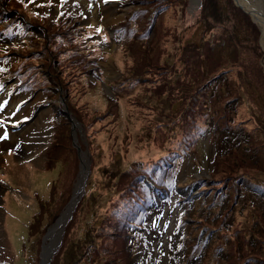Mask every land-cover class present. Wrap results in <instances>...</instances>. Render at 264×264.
I'll return each mask as SVG.
<instances>
[{
  "label": "rangeland",
  "instance_id": "1",
  "mask_svg": "<svg viewBox=\"0 0 264 264\" xmlns=\"http://www.w3.org/2000/svg\"><path fill=\"white\" fill-rule=\"evenodd\" d=\"M144 1L147 0H0V264H41L45 246L50 243L54 248L47 264H230L232 257L239 260L244 246L251 247L252 233L264 239V206L249 193L228 223L224 222L229 228L221 229L204 257L186 262L189 248L182 236L189 232L194 236L198 229L216 225L194 217L195 214L192 219L181 216L183 207L178 196L185 198L196 192L199 180L211 179L218 166L217 171L225 175L233 176L240 170L245 180L264 185L262 162H249L241 155L232 163L218 161V155L226 151L221 139L224 135L207 129L172 167L175 186L171 198L165 199L158 211L148 217L149 223L142 232L132 231L128 245L133 249V262L127 260L121 237H116L120 225L113 203L119 198L115 196L116 183L124 175L128 177L132 168L142 170L147 160L169 158L174 162L168 151L182 148L180 142L176 143L182 131L171 130L174 126L169 119L180 120L179 109L193 98H202L200 94L194 96L195 90L181 86L180 95L169 104L166 96L158 97L150 91L148 86L152 89L154 83L148 77L159 71H146L154 67L143 51L138 54L133 50L137 40L134 31H124L126 38L118 31L119 24L131 19ZM219 3L223 18L229 16L226 27L233 33L238 51L236 63L230 59L222 64L231 69L221 85L235 124L225 126L236 129L243 122L245 136L238 139L236 149L248 150L260 138L264 146V85L255 82L250 92L239 88L237 95L225 84L237 80L235 72L240 64L248 69L258 66L264 75V54L259 55L263 50L257 49L253 40L251 17H243L233 0ZM188 4L191 21H199L186 30L189 42L184 52L189 44L201 46L203 39L213 40L226 30L213 25L211 34L206 17L209 13L196 14L201 0H189ZM170 10L164 13L174 15L173 6ZM189 24L184 23L179 32ZM61 27L71 30L77 48L61 46L51 39L54 32L61 44ZM131 34L135 41L129 39ZM152 41L146 46L154 53ZM182 48V43H171L175 54L171 57V79L191 80L193 84L191 71L183 66ZM71 53L81 57L76 56V62L70 66L67 59ZM61 71H68L70 84H61ZM74 71H81L83 77L74 81ZM70 92L74 93L73 104L81 120L67 105ZM220 105H225L223 99ZM108 108L112 116L106 115L96 127L100 129L101 123L108 122L104 131L118 142L104 156L98 149L99 140H103L100 138L92 144V153L84 125L93 121L94 109L106 112ZM63 118L70 122L71 144L79 160L77 169L61 164L69 146L64 141L61 147ZM253 131L259 139L254 138ZM248 141L252 143L247 145ZM248 156L254 158L255 153ZM83 163L87 167L81 186L84 190L78 194L65 224L51 233L74 198ZM260 249L264 255V247Z\"/></svg>",
  "mask_w": 264,
  "mask_h": 264
},
{
  "label": "trees",
  "instance_id": "2",
  "mask_svg": "<svg viewBox=\"0 0 264 264\" xmlns=\"http://www.w3.org/2000/svg\"><path fill=\"white\" fill-rule=\"evenodd\" d=\"M188 1L189 0L144 1L143 4L134 11L133 15H131V19L130 17L126 18V23H121L118 27V31H122V37L126 36L124 35L126 34L124 31L131 33L135 32L136 35L134 37L137 38L136 41L134 40L135 38L131 39L133 36L132 34L129 37L130 40L135 41L134 46H136V49L133 46V50L136 52L138 51V54L143 51L145 57L151 59V65L154 67L153 70L149 69L146 71H159L154 73L151 77H148L150 83H154L152 89L151 86H148L154 95L158 97L166 96L169 99L170 104L173 102V99H176L177 96L180 95V91H178L179 87L185 86L187 90L193 89L196 91L194 96L200 94L202 97L200 99L193 98L190 104L187 103L183 108L179 109V111H181L180 120L179 118L177 120L169 119V123H173L174 126L171 127V130L182 131V136L176 140V143L180 142L182 148L179 150L172 149L171 151H168L170 157L172 159L175 158V161L173 162L169 160V158H166V161L158 160L150 162L147 160L145 164H143L142 170L132 168L128 177L125 178L124 175L123 178H120L116 183L115 196H119V198L113 203L115 204L114 206H116L117 217L120 223L116 237L118 239L121 237V245L123 246L124 254L127 256V260L129 261L130 259L131 262H133V249L128 245V240L130 239L132 231H135L136 233L138 231L142 232L149 223L148 217L158 211L165 199L167 200L171 198L170 196L174 193L175 186V173L172 172V167L178 163L183 152L187 149H191L193 143L196 142L198 137L202 136L207 129L212 133L218 132L224 135L221 139H223V143L226 144V151L222 155H218L220 159L218 161H223L225 164L228 163V161L232 163L236 156L241 155L242 158L243 156L247 158V161L249 162L255 163V161H257L258 163L262 162V164H264V146H261L260 144L261 138L255 136V134H257L254 132L256 130L255 127L252 135L256 139L260 138V140H257V142L247 150L245 148L236 149V142L238 139L245 136V130L242 127L243 122H240L241 124L237 126L236 129L225 126L226 123H230L231 125L235 124L231 116L232 113L229 111L231 104L229 99H225V93L222 92L223 89L221 85L223 79L226 78L224 76L228 72H231V69L222 66V64L227 63L230 59L233 61L238 60V51L234 43V35L226 27V22L228 21L229 16H225L226 19L223 18V8L218 6L220 4L219 0H201L200 8L196 14H198V12L201 14L204 12L209 13L206 17L208 18L207 22H210V33L212 34V32H214L213 25L214 28L219 26L226 27V30H223L219 36H214L213 40L203 39L201 41L203 42L201 46L195 43L189 44L185 47L184 52V46L189 42L186 38V30L193 27V22L199 21H191L193 16L187 12V6L189 5ZM172 6L175 9V14L171 15L167 13L166 15L164 12H172L170 10V7ZM238 9L243 17L250 20V16L247 13L239 7ZM184 23L190 24L184 30L179 32V28L183 26ZM249 23L253 40L256 41V47L257 49L261 48L260 42L259 44L257 43L261 35L260 29L253 21L250 20ZM60 24L63 25V22H60ZM134 25L136 26L134 27ZM61 30H64L61 32V44L58 39H56L58 35H54V32L52 33L53 36L51 39L61 46L73 45L76 47V44L73 42L74 37L71 34V30H68L65 27H61ZM102 31V29L99 31L97 30L99 33ZM181 32L184 33L180 39ZM75 35L76 33H74V36ZM170 36L174 38L172 41ZM34 38L35 37L32 36V40ZM150 39H153L152 44L156 49L154 53L149 52L146 46V43L149 42ZM171 43L183 44V66L191 71L192 78L194 79L193 84L190 83L191 80L184 82L180 78L174 82V80L171 79L172 75L169 72L173 71L171 68L173 65L171 64V57L175 56L170 49ZM175 47H178V45ZM154 54L156 55L153 58L152 56ZM263 54V51L259 53L260 56H263ZM76 56H78V54L71 53V56L67 59L69 60L68 64H70V66L73 62H76ZM80 57L81 55L78 56V58ZM235 61L234 63H236ZM76 67L78 68L77 64ZM205 67L208 68V71H203ZM262 71L263 70L258 66H252L248 69L240 64L239 71L235 72L237 80H231L225 84L228 85L231 93L237 95L239 94V88H243L244 91L250 92L249 88L252 87L255 82L264 85V75ZM74 72L75 73H72L74 74V81L77 78L83 77L81 71ZM62 74L64 75V79L61 80V84L64 86L70 84V81H67L69 77L68 71H61V75ZM261 78H263V80H261ZM73 94L74 93L71 94V92L70 94H67L69 97L67 105L71 113L81 120L80 112L75 109V105L73 104ZM222 99L225 103L223 107L220 105ZM175 106L178 105L175 104ZM102 107L98 109H103ZM109 108L106 112L94 109L92 113L94 116L93 121L88 124L85 123L84 125L92 153V144H95L100 138L103 140H99L100 145L98 149L99 153L104 154V156L110 152V150L116 148L118 142L116 140L113 141L111 136L108 137V132L106 133L104 131L108 122L104 125L101 123L100 129L96 127L97 122L101 121L106 115L112 116V112H110L111 110L109 111ZM115 121H117V119H115ZM180 126H182V128H188L187 130H182V128L178 129ZM116 131L119 133L122 132L121 130ZM113 132L115 133L114 130H112V133ZM64 141L69 146H66L68 152H64L65 158H61V164L66 163V166H71L70 168L77 169L79 160L77 158L76 148L71 144L70 122L65 118L61 120V147ZM251 143L252 142L248 141L247 145H250ZM229 145L232 147L229 148ZM248 153H255L254 158L248 156ZM242 163L243 162H240V164ZM216 165H219V163H216ZM218 167L214 168L211 179L199 180L196 192L190 193L185 198L178 196V203L183 207V213L181 216L184 215L185 218L190 217L192 219V214H195L196 216L194 217L202 218L211 223L215 222L216 225L215 228H210L208 226L209 229L207 226L202 227L195 232L194 236H192L190 232L188 235L182 236L185 240L184 244H188L189 248L186 262L190 259L194 260L204 257L206 250L209 248L208 245L212 242L215 243L218 239L217 234L221 229L223 228V230H227L229 228L224 222L226 221V223H228L232 218L234 210L241 206L240 204L247 194L251 193L254 197L260 199L259 203L264 206L263 184L250 182L248 179L245 180V177L241 175L240 170H236L233 176L225 175L223 171H217ZM66 175L67 174H64V176ZM61 177H63V175H61ZM196 209L197 211L195 212ZM262 211L264 210L262 209ZM202 214L203 217H201ZM237 233L240 235L239 231H237ZM244 241L247 242V240ZM250 245L251 247L244 246V248L240 250L239 260L232 257L230 264H264V255H262V252L260 251V247H264V239H260L255 233H252V244ZM140 264L145 263L142 262ZM147 264L154 263L148 262Z\"/></svg>",
  "mask_w": 264,
  "mask_h": 264
},
{
  "label": "bare ground",
  "instance_id": "3",
  "mask_svg": "<svg viewBox=\"0 0 264 264\" xmlns=\"http://www.w3.org/2000/svg\"><path fill=\"white\" fill-rule=\"evenodd\" d=\"M237 1L241 4V6H243L248 12H250L253 15V18L256 21L255 24L256 25L258 24L257 26L261 27L262 32H263L262 38H261V43H262V46L264 48V14L261 11L260 6H256V5L251 6L248 3H246V4L242 3V1H240V0H237ZM40 130H41V127H40L39 131ZM82 166L83 167H82V171H81V178L79 179V182H78V184L76 186L74 198H73L72 202L70 203V205L68 206V208L66 209V211L63 213V215L58 220L57 224L51 229V233H53L54 231L58 230L60 227H62L65 224V222L67 221L70 213L72 212V210H73V208H74V206H75V204L77 202V199H78L77 197H78V194L81 191V186H82V183H83V179H84V177L87 174V167H86L85 163H83ZM51 233H50V235H51ZM53 248H54L53 243H50L49 245L45 246L44 253H43V264L47 263L50 255H51V253L53 251Z\"/></svg>",
  "mask_w": 264,
  "mask_h": 264
},
{
  "label": "water",
  "instance_id": "4",
  "mask_svg": "<svg viewBox=\"0 0 264 264\" xmlns=\"http://www.w3.org/2000/svg\"><path fill=\"white\" fill-rule=\"evenodd\" d=\"M233 1H234L235 5H236L237 7L241 8L245 13L249 14V15L251 16L252 20L254 21V23H256V21H255L254 18H253V15H252L250 12H248L243 6H241V4H240L237 0H233ZM240 1H242V3H244V4L248 3V4H250L251 6H254V5H256V6H260L261 11H262L263 14H264V0H240ZM253 14H254V13H253ZM257 25H258V24H257ZM258 27H259L260 32H261L259 42H260V46H261V48H262L263 51H264V48H263L262 43H261V38H262V34H263V32H262L261 27H260V26H258ZM83 186H84V185H83ZM81 190L83 191V190H84V187H81ZM41 264H43V259H42V261H41ZM46 264H47V263H46Z\"/></svg>",
  "mask_w": 264,
  "mask_h": 264
}]
</instances>
